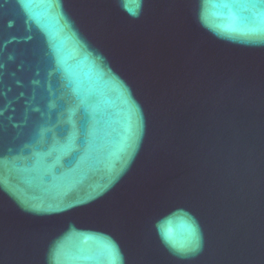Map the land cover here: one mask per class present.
<instances>
[{"label":"water","instance_id":"water-1","mask_svg":"<svg viewBox=\"0 0 264 264\" xmlns=\"http://www.w3.org/2000/svg\"><path fill=\"white\" fill-rule=\"evenodd\" d=\"M0 264H264V2L0 0Z\"/></svg>","mask_w":264,"mask_h":264},{"label":"snow or ice","instance_id":"snow-or-ice-1","mask_svg":"<svg viewBox=\"0 0 264 264\" xmlns=\"http://www.w3.org/2000/svg\"><path fill=\"white\" fill-rule=\"evenodd\" d=\"M262 2H264V0H262ZM197 247L198 244L194 242L193 247L190 249V251H195Z\"/></svg>","mask_w":264,"mask_h":264}]
</instances>
